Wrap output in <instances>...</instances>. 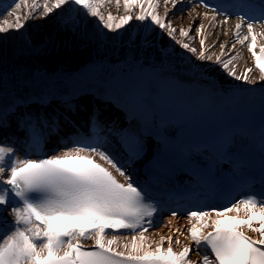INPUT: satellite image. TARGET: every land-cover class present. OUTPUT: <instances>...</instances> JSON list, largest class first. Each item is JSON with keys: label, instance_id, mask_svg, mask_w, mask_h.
<instances>
[{"label": "snow or ice", "instance_id": "6c2138e0", "mask_svg": "<svg viewBox=\"0 0 264 264\" xmlns=\"http://www.w3.org/2000/svg\"><path fill=\"white\" fill-rule=\"evenodd\" d=\"M162 2L165 7L163 17L155 13L158 4H153V0H147L151 10L146 12L143 10L145 0H124V8L129 14L121 16L114 26L111 23L113 16L109 14L108 21L105 22L104 17L96 10L93 0H51L50 4L45 0L43 16L47 17L56 10H60L61 15H64V9L67 8L68 19L65 20V26L72 22V26L75 27L78 10L76 6H80L79 11L85 16L99 17L103 28L118 32L131 22L132 13L139 5L142 10L139 15H135V20L145 22L150 18L151 25L158 26L173 38L177 31L181 37H188L193 30V24L187 29L183 27L177 29L174 22L168 19L172 9H176L178 5L187 4L184 10L196 13L193 23L201 15L196 11L198 7L205 8L203 15L207 18L208 0H162ZM15 7L19 9L21 5L15 3ZM38 7L34 0L33 8L25 16V22L28 18L39 15L36 11ZM211 10L224 15L219 7ZM258 13L254 14L252 6L246 4L245 0H238L237 13H228L224 23H227L231 15L239 14L240 22L235 25L237 36L244 23H247L248 35L252 38V43L247 45V51L254 58L255 70H259L260 79L264 80V46L260 47L259 53L254 50L257 39L254 34V23L257 20L264 21V0L258 8ZM216 19V16L212 17L213 21ZM24 26L25 23L17 16L14 24H9L7 28L0 26V33L11 29L19 31ZM203 28L204 25L201 24L195 31L199 34ZM247 39L248 36H245L238 42L243 45ZM142 42L145 46L150 44L147 37ZM177 43L189 52L197 54L199 60L212 59L206 54L204 39L199 41L201 46L199 51L190 47L189 43L182 41ZM219 47L222 54H226L228 46L219 44ZM216 62L222 64L227 74L236 81L251 82V73L254 69L245 68L243 74H238L232 59L224 61L217 56ZM261 91L264 92V89ZM36 99L43 101L44 97ZM29 102H31L29 98L17 96L0 107V127H6L8 116L15 113L18 108L26 107ZM64 104L67 108H72L71 101H64ZM59 119L57 115L49 118L47 115L25 113L17 122V126L27 130L33 127L36 121H40L55 132L60 126ZM148 131L150 129L145 124L143 132ZM90 133V136L78 133L75 139H70L73 147L68 150L66 145L62 156L32 159L29 152L17 160L14 146L8 145L7 142L0 146V177L6 176L0 180V205L7 206L12 202V213L15 217L14 222L8 223L7 231H0L2 241L0 264H193L190 253L194 250L202 256V262L196 261L195 264H264V119L261 120L258 132L261 155L259 183L262 191L260 193L249 191L244 198L233 202L230 207L225 206L222 211H216L217 216H222L229 212L238 213L243 206L247 218L230 217L231 223L224 227H219L221 221L214 219L212 227L215 230L206 234H201L196 225L192 224L187 231L194 242L193 248L184 247L181 252L173 253L170 246L167 253H163L158 247L156 253L159 255L153 254L152 258L139 255L125 256L123 252L109 247L115 242L120 230L147 232L154 223V215L159 211L158 203L152 200L146 189L134 181L131 174L126 171V166L132 164L145 150L142 131L129 127L119 133L118 142L127 153L126 159L110 149L108 138L100 135V125L95 117L90 119ZM28 139L33 145L38 143L32 137ZM165 146L167 147V142ZM85 152L90 155H80ZM92 156H98L106 165L123 176L124 183L119 182L108 167L95 162ZM175 160L185 167H192L196 163L191 153L181 152L175 156ZM221 161L232 164L236 172L240 173L236 178L251 187L252 179L244 175L246 157L222 152L214 159L204 160L201 171L211 174ZM209 186L215 187V182ZM257 208L261 213L258 218L254 219L247 215L249 209ZM177 215L175 211L172 212V216ZM187 215L190 221L195 218L199 222L201 217H209L211 213L194 206ZM100 221L104 223L101 225L98 223ZM243 227H247L262 238L257 241L245 236L243 231L239 230ZM107 230H112L113 238L105 241L103 237L109 234ZM91 237L95 238L94 249H90L85 243ZM132 239L136 241V236L133 235ZM172 239L169 238V241ZM140 240L142 245L143 235L140 236ZM65 245L67 251L60 255ZM133 246L135 247V244ZM201 249H210V252H200Z\"/></svg>", "mask_w": 264, "mask_h": 264}, {"label": "bare ground", "instance_id": "6f19581e", "mask_svg": "<svg viewBox=\"0 0 264 264\" xmlns=\"http://www.w3.org/2000/svg\"><path fill=\"white\" fill-rule=\"evenodd\" d=\"M35 2L39 6L36 9L39 15L28 18L25 22V16L33 8L34 0H15V3L21 5L19 9H16L13 0H0V26L7 28L9 24H14L17 16L20 17L21 22L25 23V26L19 31L11 29L5 33H0V107L8 103L13 97L19 96L30 99L33 96L41 97L49 91L50 94H58L63 89L85 83V80L79 76L89 74L90 68L98 59L109 62L123 60L138 69L150 66L182 70L203 79L216 80L221 88L225 90L258 87L263 84L264 80L260 79V73L255 70L251 73V82L236 81L234 77L227 74L222 64L216 62L217 56H220L224 61L232 59L238 74H243L245 68L254 69L253 57L247 51V45L252 43L247 26L243 25L239 36H237L235 25L239 21L228 20L227 23H224L223 19H218L215 14L208 11L207 18H204L203 14L206 10L201 7L196 9L201 15L195 19L194 23L193 17L196 13H189L184 10L187 8V4L178 5L176 9H172L168 19L174 22L177 29L181 27L187 29L190 24H193V30L188 37H181L179 31H177L175 38H173L169 37L167 32L162 31L158 26L151 25L150 18L145 22L135 20V15H139L142 10L139 5L135 7L132 13L133 19L131 22L118 32H112L103 28V23L99 20V17L85 16L82 11H79L80 6L76 12L75 27L72 26V22H69L66 27L67 8L64 9V15H61L60 10H56L53 14L44 17L45 0H35ZM48 2L50 4L51 0H48ZM93 2L96 10L104 17L105 22L108 21L109 14L113 16L111 21L113 26L119 22L121 16L129 14L124 8V0H119V3H117V0H93ZM153 4H158L155 13L163 17L165 7L162 0H153ZM143 10L145 12L151 10L147 0L143 4ZM213 16L217 17L215 21L212 20ZM201 24L204 25V28L198 34L195 28ZM224 32L228 34H222ZM254 34L257 37L254 50L258 53L260 47L264 44V37L262 36L264 27L254 26ZM245 36H248V39L241 45L238 40L243 39ZM145 37L150 42L149 46H145L142 42ZM201 39L205 40L204 49L206 54L212 57L211 60H199L197 54L189 52L177 43V41L189 43L190 47H194L199 51L201 47L199 41ZM219 44L228 46L226 54H222ZM213 45L215 46L213 47ZM52 75H66V79L61 81L52 80L50 78ZM148 77L152 78L154 75L149 74ZM30 78L42 83L43 87L38 88L34 84H25L26 80ZM147 83L151 84L150 81ZM130 84L133 87L136 86L132 79ZM141 88L140 85L139 89ZM106 91L116 94V91L107 88ZM32 100L30 99V101ZM152 101L154 100L145 98L146 103ZM22 108L18 109L22 110ZM9 122L10 115L8 116V124ZM7 127L11 126L0 127V131ZM63 153L64 151H61L54 156H62ZM80 155L85 154L80 153ZM92 158L100 160L98 156H92ZM15 159L20 158L15 155ZM100 161L105 164L104 161ZM106 166L111 169L110 166ZM111 171L121 180H124V177L120 176L114 169H111ZM1 178L5 179L6 176ZM247 215L254 218L256 215H261V213L259 209H249ZM233 216L241 219L247 218L244 207L241 206L238 213L229 212L222 216L211 214L209 217H201L199 222L195 218L191 221L189 218L181 221L175 219L157 220L154 221L147 232L133 234L136 236V241H133V235L117 234L115 242L109 247L118 252H123L125 256L139 255L152 258L153 254L159 255V253H156L158 247L163 253H167L170 246L173 253H179L184 247H194V242L190 239L187 231L192 224L196 225L201 234H206L214 230L212 220L231 222L229 218ZM14 220L12 208L0 209V231H7L8 223L14 222ZM201 225H204V227H201ZM255 226L259 227V225ZM240 230L253 240L258 241L262 238L247 227ZM141 235L144 236L142 245ZM112 238V233L103 237L105 241ZM162 238H164L163 242ZM169 238H173L171 242ZM176 241H179V243L177 244ZM85 243L89 248L94 247L95 238L91 237ZM63 251H67V245L59 254L62 255ZM200 252H203L202 249ZM44 255H47V253H44ZM190 260L193 264L196 261L202 262V256L194 250L190 253Z\"/></svg>", "mask_w": 264, "mask_h": 264}]
</instances>
